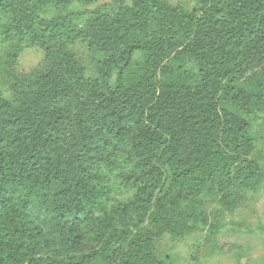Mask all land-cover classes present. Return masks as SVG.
Wrapping results in <instances>:
<instances>
[{
  "label": "trees",
  "instance_id": "trees-1",
  "mask_svg": "<svg viewBox=\"0 0 264 264\" xmlns=\"http://www.w3.org/2000/svg\"><path fill=\"white\" fill-rule=\"evenodd\" d=\"M0 43V264H172L264 188V0H0Z\"/></svg>",
  "mask_w": 264,
  "mask_h": 264
},
{
  "label": "rangeland",
  "instance_id": "rangeland-1",
  "mask_svg": "<svg viewBox=\"0 0 264 264\" xmlns=\"http://www.w3.org/2000/svg\"><path fill=\"white\" fill-rule=\"evenodd\" d=\"M186 0H171L182 4ZM191 1V0H190ZM111 2V0H104ZM87 65L92 58L86 50L79 51ZM3 47L0 43V62ZM45 54L41 50L23 48L17 69L28 72L43 64ZM226 228L214 240L203 238L198 247L193 243L164 240L158 245V253L168 254L172 264H264V188L248 193L245 209L226 218ZM237 224V225H235Z\"/></svg>",
  "mask_w": 264,
  "mask_h": 264
}]
</instances>
